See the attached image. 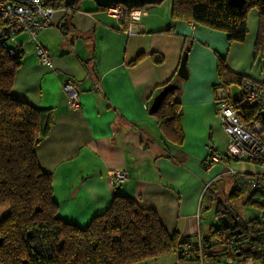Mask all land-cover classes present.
Instances as JSON below:
<instances>
[{
    "label": "crops",
    "instance_id": "1",
    "mask_svg": "<svg viewBox=\"0 0 264 264\" xmlns=\"http://www.w3.org/2000/svg\"><path fill=\"white\" fill-rule=\"evenodd\" d=\"M71 6L56 10L52 25L38 35L52 56L51 66L40 65L27 34L15 39L22 59L12 97L54 112V125L35 154L52 176L58 216L83 229L121 195L155 210L169 233L201 239L217 226L213 219L204 221L209 209L204 201L206 186L211 184L214 192L230 188L231 193L237 188L231 172L252 176L264 170L238 160L213 165L208 161V147L223 151L227 144L218 118V58L235 73L264 82V59L256 58L254 49L257 14H249V34L239 44L230 43L222 32L173 20L172 2L144 7L132 33L126 32L127 20L109 17L97 6L89 11ZM17 38L23 39L21 44ZM184 50L188 78L181 81L179 94L184 144L175 146L165 140L150 106L177 73ZM151 54L161 56L163 62L154 63ZM141 55L144 58L136 61ZM68 82L80 92L78 111L67 107L63 86ZM231 87L240 92L239 86ZM231 87L225 92L233 98ZM117 171L129 174L121 186L110 176ZM227 176L229 186H225ZM255 189L250 184L245 191L249 195ZM228 196L217 199L226 202ZM7 214L0 208V221ZM136 264L199 262L167 254Z\"/></svg>",
    "mask_w": 264,
    "mask_h": 264
},
{
    "label": "trees",
    "instance_id": "2",
    "mask_svg": "<svg viewBox=\"0 0 264 264\" xmlns=\"http://www.w3.org/2000/svg\"><path fill=\"white\" fill-rule=\"evenodd\" d=\"M66 2L47 0L46 6L56 10L70 9L72 6ZM171 2L173 20L191 22L222 32L230 43L246 42L249 14L256 13L258 29L255 57L264 59V0H245L242 8L231 7L228 0ZM2 27L3 22L0 20V30ZM2 41L0 36V208L7 209L8 214L0 221V264H136L167 254H177L182 258L181 247L191 241L197 247L198 239L169 233L155 210L142 207L137 201L121 195L116 196L110 207L96 216L86 228L75 227L60 219L59 205L53 197L52 176L39 165L35 154L36 147L54 125V112L33 107L12 97L22 55L18 53L11 57L8 50L2 47ZM150 57L154 63L163 62V58L156 54ZM142 58L143 55L136 61ZM217 74L221 84L216 89L223 87L226 90L237 85L243 95L249 83H256L235 73L222 58H218ZM177 78L175 73L160 91L173 84ZM259 84L264 85V82ZM180 92L181 89L170 92L160 108L152 114L165 140L175 146L184 144L180 124ZM233 100H237V113L242 121H257L264 131V107L257 104L240 106L239 97ZM225 160L237 161L233 158ZM245 175L248 177L249 174ZM235 182L237 188L229 194L226 202L217 199L218 195L210 187L211 184L206 189L204 201L209 209L212 201H216L215 218L218 225L211 227L207 235L199 239L204 260H213L216 257L215 248L223 246L219 239L224 234H230L235 241L234 250L244 256L242 264L246 259L264 264V227L260 218L251 226L241 222L227 208L248 187L241 189L236 176ZM260 182L261 178L247 201L259 193L262 195L261 192L264 195V187ZM260 206L262 209L261 201ZM249 239L252 247L257 246L260 253H252L247 248ZM198 259L190 260L199 262Z\"/></svg>",
    "mask_w": 264,
    "mask_h": 264
},
{
    "label": "built area",
    "instance_id": "3",
    "mask_svg": "<svg viewBox=\"0 0 264 264\" xmlns=\"http://www.w3.org/2000/svg\"><path fill=\"white\" fill-rule=\"evenodd\" d=\"M46 3L47 0H0V20L3 22V27L0 30V36L3 38L2 47L8 50L11 57L18 54L16 52V37L25 33L29 40L35 44L40 65L51 66L52 56L38 40V35L52 25L56 12L55 8L46 6ZM65 9L69 10L68 8ZM103 10L109 17L118 21L127 20V33H132V26L143 17L142 9H130L122 5ZM63 92L66 96L68 109L78 111L80 109V92L77 86L68 82L63 86ZM216 92L219 102L218 118L228 141L223 151L216 150L212 146L208 147L209 163L213 165L225 159L233 158L264 166V131L262 125L257 121L244 123L237 113V100L228 97L223 87H218ZM238 101H240V106L257 104L264 107V85L249 83L243 95L241 91L239 92ZM231 173L236 176L241 189L250 184H254L256 187L259 178H261L260 185L264 187V172L251 179L246 177L244 172ZM110 176L116 186H121L128 180L129 174L126 171H117L111 173ZM261 204L260 220L264 227V195L261 198ZM197 241V247L194 246V241H191L189 244L183 245L180 250L185 258H199V264H205L203 248L199 239ZM219 243L223 244L229 252L234 250L235 241L230 234L222 235ZM243 264H256V262L252 259H246Z\"/></svg>",
    "mask_w": 264,
    "mask_h": 264
},
{
    "label": "rangeland",
    "instance_id": "4",
    "mask_svg": "<svg viewBox=\"0 0 264 264\" xmlns=\"http://www.w3.org/2000/svg\"><path fill=\"white\" fill-rule=\"evenodd\" d=\"M171 3V0H165L162 4H168ZM76 8L81 9L83 11H89L92 10L94 8H96V5L94 3L93 0H80L77 4H75ZM143 11V9H142ZM23 39L22 38H17V42L19 44H21V41ZM231 95L234 99L239 97V90L237 87H231ZM229 90V91H230ZM230 94V92H229ZM228 141V138H227ZM237 163V162H236ZM243 163V162H240ZM245 163V162H244ZM249 165H254V166H259L260 168H264V166L262 165H256V164H252L249 162H246ZM264 171H261L260 173H255L252 176H249V178H254V176L258 175V174H262ZM245 174H248L246 172H244ZM227 178L229 180V176L225 177V186L228 185L229 183H227ZM228 190H226V192H216V194L218 195V197L220 199H226L227 195H229L230 192H228L229 190H231L230 188H226ZM263 195V192H261ZM247 195L248 192L243 191L241 197H239L238 199H236V201L231 202L227 208H229V210L232 211V214L237 217L241 222L247 223L249 225H254V222L258 221L259 218H261V206H260V201L262 198V195H260V193L258 195H256L255 197L252 198L251 201H247ZM215 214H216V208L215 206L211 207L210 209H208L207 211H204V216H205V222L210 221V220H214L213 223H215L216 225H218V221L215 218ZM256 227H260L259 225H256ZM249 242L250 245H247V248L252 250V253H260V249L255 246L252 247L251 245V239L247 240V243ZM254 251V252H253ZM214 252H216V257L213 260H206L205 264H242L241 261L244 259V256L239 255L235 250L229 252L225 249V246H218L215 248ZM256 264H261L259 261H256Z\"/></svg>",
    "mask_w": 264,
    "mask_h": 264
},
{
    "label": "water",
    "instance_id": "5",
    "mask_svg": "<svg viewBox=\"0 0 264 264\" xmlns=\"http://www.w3.org/2000/svg\"><path fill=\"white\" fill-rule=\"evenodd\" d=\"M80 0H67L68 5H75ZM97 7L101 9H106L112 6L122 5L132 8L144 7V6H152L163 3L165 0H93ZM245 0H228V4L234 8H242L244 6ZM187 57L188 52H184L183 57L181 59L180 66L177 71L178 78L177 80L171 84L170 86L164 88L159 91L158 94L154 97L153 102L150 106V112L155 113L161 106L164 98L172 91L181 89V80H186L188 78V70H187ZM182 114V111L181 113Z\"/></svg>",
    "mask_w": 264,
    "mask_h": 264
}]
</instances>
